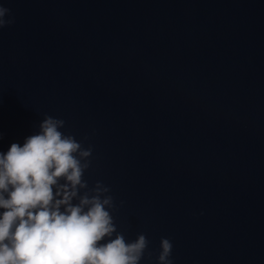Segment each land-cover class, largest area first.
Instances as JSON below:
<instances>
[{
  "label": "water",
  "instance_id": "95a60500",
  "mask_svg": "<svg viewBox=\"0 0 264 264\" xmlns=\"http://www.w3.org/2000/svg\"><path fill=\"white\" fill-rule=\"evenodd\" d=\"M0 5V152L62 119L140 264H264V0Z\"/></svg>",
  "mask_w": 264,
  "mask_h": 264
},
{
  "label": "clouds",
  "instance_id": "9594fccd",
  "mask_svg": "<svg viewBox=\"0 0 264 264\" xmlns=\"http://www.w3.org/2000/svg\"><path fill=\"white\" fill-rule=\"evenodd\" d=\"M9 13L0 5V28L14 22ZM64 126L46 116L23 145L0 152V264H140L148 239L128 242L117 231L110 189L101 182L89 189L83 178L91 147ZM172 248L161 239L159 264H173Z\"/></svg>",
  "mask_w": 264,
  "mask_h": 264
}]
</instances>
